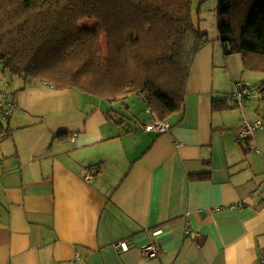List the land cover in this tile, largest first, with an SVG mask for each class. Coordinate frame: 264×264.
<instances>
[{
  "label": "crops",
  "instance_id": "crops-1",
  "mask_svg": "<svg viewBox=\"0 0 264 264\" xmlns=\"http://www.w3.org/2000/svg\"><path fill=\"white\" fill-rule=\"evenodd\" d=\"M220 50L200 47L183 109L160 135L144 130L148 114L113 126L115 102L12 76L1 94L15 107L0 137V264H259L264 129L235 139L242 115L264 119V74L247 75L255 91L241 113L227 98L236 72L223 59L217 73ZM200 173L209 178L189 176ZM121 240L125 251L113 247ZM148 243L156 258L142 255Z\"/></svg>",
  "mask_w": 264,
  "mask_h": 264
},
{
  "label": "trees",
  "instance_id": "trees-1",
  "mask_svg": "<svg viewBox=\"0 0 264 264\" xmlns=\"http://www.w3.org/2000/svg\"><path fill=\"white\" fill-rule=\"evenodd\" d=\"M218 14L223 54H240L243 70L264 74V0H218ZM84 20L94 26L80 28ZM204 37L191 0H0L2 71L111 103L135 92L152 120L183 109ZM212 105L227 109L225 100ZM6 131L0 123V137Z\"/></svg>",
  "mask_w": 264,
  "mask_h": 264
},
{
  "label": "rangeland",
  "instance_id": "rangeland-1",
  "mask_svg": "<svg viewBox=\"0 0 264 264\" xmlns=\"http://www.w3.org/2000/svg\"><path fill=\"white\" fill-rule=\"evenodd\" d=\"M191 19H192V22L195 28L200 33H205L206 37L204 38L207 42L214 44L218 48L222 47L219 41V37L217 35L218 34V22L220 20V16L218 14V0H191ZM78 26L80 28L93 27L94 21L84 20L83 22L78 24ZM101 45L104 50L105 45H106L104 38H101ZM226 47L230 51V47L229 46H226ZM220 51L221 52L217 59V64H218V67H217L218 72L216 71L217 73H222L225 70L224 60H223L225 59L227 60L229 67L234 72H236V75L234 76V79H235L234 81H243V82L248 83L249 80H253V79H249L247 81V75L254 77V75L256 74L253 72H248V70H243V66H242L243 61H242V56L240 54L223 55L222 50ZM4 74L6 75L5 76L6 80L0 79V102L3 100V95H1L2 91L6 90L8 93H10L11 91L10 87L6 88L5 83L7 82V84H10L11 86L13 83L16 82V80H14L13 77L10 76L7 71H5ZM220 80H221V88L224 87L225 90H229V83L227 82L228 79H226L224 75H221ZM255 84H258V83H255ZM253 90L255 91L254 86H252L251 88V91ZM231 91H232V88L230 89L228 93H230ZM259 94H260V97L264 96V92H260V91L258 92V90L256 89L255 95L258 96ZM252 96L250 97L253 98ZM250 97H249V100L251 99ZM126 107H129V109ZM237 108L238 110L241 109L238 106ZM109 109L113 111L110 113L113 116L111 119H109V122L113 124V126H119L120 124H122L120 122L121 120L123 121V124L127 126L129 119L135 120L137 118H138V121L142 123L146 119V116L148 117L147 112H146L145 103L142 101L140 96H138L135 92L128 93L127 96L122 101L120 100L118 102H115V105ZM240 111L242 113V110ZM0 123L1 125H3L1 111H0ZM236 135H237V132H236Z\"/></svg>",
  "mask_w": 264,
  "mask_h": 264
},
{
  "label": "built area",
  "instance_id": "built-area-1",
  "mask_svg": "<svg viewBox=\"0 0 264 264\" xmlns=\"http://www.w3.org/2000/svg\"><path fill=\"white\" fill-rule=\"evenodd\" d=\"M252 86L247 82L243 81H234L232 84V91L228 94V97L234 106H238L241 109L246 105L251 94ZM251 98V97H250ZM15 107V104L12 101H2L0 103V111L2 113V118H8L9 110ZM240 109V110H241ZM240 126L237 129L236 142L240 143L254 136L259 130L264 129V119H256L254 121H247L242 115V121ZM170 125L165 120H151L150 122L144 125V130L147 132H152L155 134H164L170 130ZM91 178V175H88V179ZM188 233V231H187ZM115 250L125 251L129 247V242L127 241H118L113 245ZM160 247L155 243H148L141 247V253L146 259L156 258L159 254ZM259 264H264V248L260 249L259 253Z\"/></svg>",
  "mask_w": 264,
  "mask_h": 264
},
{
  "label": "water",
  "instance_id": "water-1",
  "mask_svg": "<svg viewBox=\"0 0 264 264\" xmlns=\"http://www.w3.org/2000/svg\"><path fill=\"white\" fill-rule=\"evenodd\" d=\"M3 68V67H2Z\"/></svg>",
  "mask_w": 264,
  "mask_h": 264
}]
</instances>
